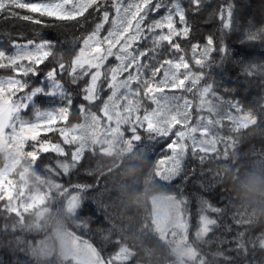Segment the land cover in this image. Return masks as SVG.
Instances as JSON below:
<instances>
[{
  "label": "trees",
  "instance_id": "trees-1",
  "mask_svg": "<svg viewBox=\"0 0 264 264\" xmlns=\"http://www.w3.org/2000/svg\"><path fill=\"white\" fill-rule=\"evenodd\" d=\"M229 3L231 26L221 30L218 12ZM183 4L188 7V0H183ZM189 17L192 26L189 39L194 37L203 44L211 34L227 50L226 56L219 52L210 54L200 70L202 79L198 86L216 87L222 100L239 102L244 111L259 114L264 108V40L252 37L257 31H264V0H205L201 10L190 12ZM39 19L47 20V26L18 20L0 21V50L13 51L11 42L17 40L54 41L55 54L48 67L62 60L66 65L65 88L72 93L76 104L86 103L78 94V87L71 84L67 71L92 23L81 27L76 21L50 20L47 16ZM180 42L187 45L186 41ZM144 46L151 47V41H145ZM190 53L188 49L186 54H181L190 60ZM11 75L10 69H0L1 78ZM29 83L31 87H50L43 72L30 77ZM107 95L104 92L102 97ZM55 103L59 104L58 98ZM41 105L51 107L53 99L40 98L37 106ZM89 110L98 114L95 107ZM84 113L74 106L67 127L80 124ZM25 115L32 116V111ZM140 135L143 141L132 143L135 149L149 142L151 150L146 156L136 157L128 147L123 153L110 155L93 148L82 153L83 159L71 175H53L49 171L55 167L51 154H42L39 159L34 156L26 164L24 157L32 143L28 140L10 178L20 181L24 174L27 181L37 182L41 192H48L45 205L48 212L41 218L33 212L0 216V264H58L61 259L52 238L60 226L103 250L105 256L114 251L112 241H118L128 253L126 264H177L169 247L152 232L150 207L151 198L175 194L189 202L192 230L187 232L188 245L197 249L210 264H264V246L260 244L264 239V208L246 204L240 188L250 175L264 178V115H258L255 124L231 132L232 143L226 145L225 153L220 148L216 154L202 155V159L189 157L185 174L169 183L155 173V162L167 154L161 150L164 144H159V137L154 133L141 131ZM58 184L70 189L75 185L91 186L83 214L87 227H81L75 219L76 212L69 214L64 209L67 193L61 195ZM205 200L220 208L219 214H213L219 222L206 239H197L196 213ZM219 240L228 243L219 244ZM45 245L50 250H45ZM186 264H193V260Z\"/></svg>",
  "mask_w": 264,
  "mask_h": 264
},
{
  "label": "snow or ice",
  "instance_id": "snow-or-ice-1",
  "mask_svg": "<svg viewBox=\"0 0 264 264\" xmlns=\"http://www.w3.org/2000/svg\"><path fill=\"white\" fill-rule=\"evenodd\" d=\"M204 2L188 0V7H185L183 0H0V21L18 20L47 26V20L39 19L47 16L50 20L76 21L81 27L89 22L93 25L80 41L81 47L67 71L71 84L78 87V94L86 103L76 104L72 93L65 88L66 65L62 60L48 67L55 54L54 41L17 40L11 42L13 51L0 50V69H10L13 73L0 78V142L30 140L32 154L37 159L42 154H51L55 167L49 171L53 175H71L83 156L79 149L69 147L78 139L73 135L74 129L67 127L69 115L74 106L80 113L95 107L98 116L93 118L102 119L114 131H119L122 124H128L130 141L141 139V129L165 138L169 154L156 163L157 175L166 181L180 176L189 152L195 157L197 153L214 150L215 146L214 139L209 140L213 135L210 127L213 121L205 122L203 117L191 121L188 118L191 103L184 95L192 91L189 83L194 84L199 79L198 76L192 78L190 63L203 65L213 52L227 55L225 46L218 44L211 34L203 44L194 37L189 39L192 32L189 13L199 12ZM231 9L230 3L219 9L221 30L231 26ZM252 38L264 40V31H257ZM145 41H151V47H145ZM180 41H186L187 45ZM188 49L192 53L191 60L186 59ZM41 72L50 87H31L30 77ZM104 92L108 93L106 98L102 97ZM208 92L205 89L201 93L200 110L207 108L211 112L212 103L206 100ZM44 97L52 98L53 106L38 107V100ZM140 97L148 98L156 107H143L141 112ZM57 98L59 104L55 103ZM161 99L165 101L164 105H161ZM232 108L239 117L229 112L226 118L238 119L239 127L255 124L258 115H264V108L259 114L246 112L239 102L233 103ZM29 110L32 118L25 116ZM166 161L171 162V167L161 169ZM58 190L61 195L67 193L65 199L69 201L70 210L76 211L75 219L81 227H87L83 214L91 186L75 185L70 189L58 184ZM174 199L181 227L187 234L192 230L189 202L176 194ZM219 212L220 208L207 200L201 203L196 213L197 239H206L214 232L219 221L213 214ZM2 215H20L14 190L7 185H0ZM161 216L167 219L168 210L161 209ZM239 236L237 233L236 238ZM64 243L73 252L84 246L83 264H123L127 259L118 241H112L114 251L107 256L103 250L85 241L65 238ZM218 243L228 241L219 240ZM260 244L264 246V239ZM240 247L243 248V244ZM191 255L193 264H210L197 249H192ZM77 264H81L79 258Z\"/></svg>",
  "mask_w": 264,
  "mask_h": 264
},
{
  "label": "rangeland",
  "instance_id": "rangeland-1",
  "mask_svg": "<svg viewBox=\"0 0 264 264\" xmlns=\"http://www.w3.org/2000/svg\"><path fill=\"white\" fill-rule=\"evenodd\" d=\"M65 2H67V0H65ZM53 11L57 13L59 12L58 9H54ZM107 27L108 25L105 26V28ZM209 56L207 60L204 61L203 65L190 63L191 69L189 71L193 74L192 78L195 79V77L198 76L199 79H197L194 84H192L191 82L189 83L192 91L186 92L184 93V95L191 103V112L188 116L191 121L196 122L201 117L204 118L205 122L209 119L213 121L212 125L210 126L213 135L209 138V140L211 141L212 139H214V150H210L204 153H197L195 157L192 156L191 153L188 154L183 162L181 175L176 177L172 181H166L162 178V176L157 175V169L155 166L156 176L164 182H173L182 177V175L185 174L186 163L189 157H197L198 159H200L204 154H216L220 148L222 151L221 153H225L226 145L232 143L230 133L237 129L243 128L238 126V119L234 121L226 118V114L229 112H231V114L237 118L240 114L237 113L234 108H232L233 103L226 102L221 99L216 87L198 86L199 81L202 79L200 70L208 62ZM191 57L192 53H190V60ZM205 89L209 90L206 96V100H210L212 103L213 111L211 112H209L207 108L200 110L201 93ZM166 92H168V90H166ZM168 94L171 95L170 92H168ZM157 95L161 96L163 94ZM139 99L142 105L141 112H143V107H156V105L146 97H140ZM160 103L161 105H164L165 101L161 99ZM180 103L183 104V101H180ZM25 116L27 118H32V116ZM94 116H98V114H95L88 110L83 114L80 124L70 126L74 129L73 135H76L78 139L69 147L79 149L81 155L84 151L92 150L93 148H97L101 153L106 155L114 154L115 152L123 153L126 147H128L132 148L131 153H135L136 157H143L146 156L151 150V144L149 142L142 143L139 147L134 149V145L132 143L133 141L129 140V136L131 135V133L128 131V124H122L119 131H114L112 127H110L102 119H94ZM218 121L219 123H217ZM141 131L145 130L141 129ZM145 132L150 133L148 131ZM27 141L28 140L24 141L23 143L0 142V185H7L14 190V200L16 201V204L19 208V216L33 212L38 218H41L46 212H48L45 207L46 203L48 202V192H41L39 188H37L38 183L35 181H27V179L24 177V174L21 176L20 181H13L10 178L14 168L20 161L21 157H23ZM141 141H143V138L138 142ZM158 141H160V145L164 144L163 147H161V150L167 152L166 155H168L169 152L166 147L167 140L165 138L159 137ZM29 147L30 148L27 151V156L24 157L26 164L30 163L31 159L35 158L32 154L31 145ZM166 155H163V157L159 158L155 162V165L159 160L165 159ZM160 167L161 169L165 167H171V162L166 161V163L164 165H161ZM150 207L153 226L152 232L162 242H164L167 247H169L176 263L186 264L187 262L192 261V248L188 245L187 234H185V230L181 227V221L178 218V210L174 197L155 196L150 199ZM64 209L69 214H73L76 212L75 210H70L69 201L67 199L65 201ZM161 209L168 210L167 219L162 218ZM65 238H70L77 241H85L77 237L73 232H69L61 226L56 228L53 233L52 240L55 251L58 252V257L61 259L58 264H63V262H65L66 264H77V258H79L81 264H83V261L85 260L84 246H80V251L73 252L65 246ZM44 248L45 250H50V247L48 245H45ZM125 255L127 259L123 262V264L128 263L129 259L128 253L125 252Z\"/></svg>",
  "mask_w": 264,
  "mask_h": 264
},
{
  "label": "clouds",
  "instance_id": "clouds-1",
  "mask_svg": "<svg viewBox=\"0 0 264 264\" xmlns=\"http://www.w3.org/2000/svg\"><path fill=\"white\" fill-rule=\"evenodd\" d=\"M240 188L246 204L264 208V178L250 175L247 182L242 183Z\"/></svg>",
  "mask_w": 264,
  "mask_h": 264
}]
</instances>
